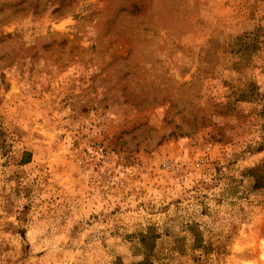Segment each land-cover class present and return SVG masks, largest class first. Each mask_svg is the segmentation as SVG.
<instances>
[{
    "label": "rangeland",
    "instance_id": "1",
    "mask_svg": "<svg viewBox=\"0 0 264 264\" xmlns=\"http://www.w3.org/2000/svg\"><path fill=\"white\" fill-rule=\"evenodd\" d=\"M264 0H0V264H264Z\"/></svg>",
    "mask_w": 264,
    "mask_h": 264
},
{
    "label": "trees",
    "instance_id": "2",
    "mask_svg": "<svg viewBox=\"0 0 264 264\" xmlns=\"http://www.w3.org/2000/svg\"><path fill=\"white\" fill-rule=\"evenodd\" d=\"M254 181V189L264 190V163L251 171Z\"/></svg>",
    "mask_w": 264,
    "mask_h": 264
}]
</instances>
